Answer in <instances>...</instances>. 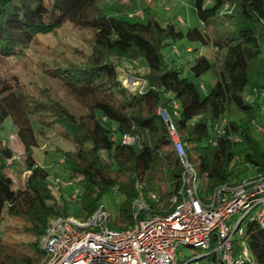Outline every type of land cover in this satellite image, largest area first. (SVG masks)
I'll list each match as a JSON object with an SVG mask.
<instances>
[{
    "label": "trees",
    "instance_id": "16d2710c",
    "mask_svg": "<svg viewBox=\"0 0 264 264\" xmlns=\"http://www.w3.org/2000/svg\"><path fill=\"white\" fill-rule=\"evenodd\" d=\"M193 3L201 26L183 32L172 21L163 26L150 5L143 6V19L130 21L124 7L119 9L124 19L105 15L104 0H0V57L22 58L38 38L55 35L67 25L92 36L86 59H57L45 69L71 93L89 100L86 115L50 97L35 98L17 77L0 73V128L12 118L29 171L24 186L15 188L6 173L14 150L0 142V264H41L45 258L41 240L50 220L70 216L48 182V172L33 158L37 140L30 118L47 127L58 125L73 141L74 149L65 152L64 162L79 189L78 218L89 219L101 197L115 188L126 196L120 215L110 223L115 230L134 224L132 203L140 192L157 196L153 209L168 210L180 188L182 166L160 109L171 117L197 167L200 185L208 192L237 183L241 171L264 176V146L255 135L264 109V0ZM185 37L214 49L213 63L198 49H187L195 53L191 71L197 78L214 68L217 81L206 96L162 51L170 41ZM123 58L146 60L149 69L138 76L144 82L140 90L131 91L121 80L119 69L126 71ZM124 133L136 137V144L116 139ZM239 144L246 147L236 152ZM7 218L23 223L27 243L5 239ZM240 242L247 244L251 255L243 264H264V227L248 222L242 235L236 233L235 256ZM215 247L216 238L204 258L224 264ZM191 262L179 259L177 264Z\"/></svg>",
    "mask_w": 264,
    "mask_h": 264
},
{
    "label": "built area",
    "instance_id": "2783aa9c",
    "mask_svg": "<svg viewBox=\"0 0 264 264\" xmlns=\"http://www.w3.org/2000/svg\"><path fill=\"white\" fill-rule=\"evenodd\" d=\"M159 114L182 166L180 188L172 195L169 209H153L151 202L157 196L140 192L132 203L134 224L125 230L110 226L114 219L103 206L87 220L52 218L41 240L45 252L41 264H177L182 256L180 246L209 253L215 238L214 252L224 264H243L251 258L245 242L235 256L233 239L236 233H244L248 222L264 227V176L224 183L212 192L205 187L201 190L197 167L189 159L180 133L164 110ZM121 142L135 145L136 137L124 133ZM78 195L79 189L73 199Z\"/></svg>",
    "mask_w": 264,
    "mask_h": 264
},
{
    "label": "rangeland",
    "instance_id": "374dc122",
    "mask_svg": "<svg viewBox=\"0 0 264 264\" xmlns=\"http://www.w3.org/2000/svg\"><path fill=\"white\" fill-rule=\"evenodd\" d=\"M104 2L107 5L102 6V9L108 17L124 19L119 10L124 7L127 15L126 19L130 21L141 20L144 18L143 6L150 5L158 13L159 21L163 26L172 21L176 24L177 29L183 32H186L189 28L201 26L193 0H104ZM91 41L92 36L88 31L67 25L55 35L38 38L34 47L22 58L0 57V73H4L7 77H17L24 90L35 98L44 99L47 96L53 100L60 101L78 115H86L90 112L89 100L71 93L61 81L48 76L45 73V69L47 65L57 59L61 62L86 59V56L90 54ZM188 48L198 49L200 54L206 56L213 63L214 49L210 44L191 42L186 37L170 41L162 51L167 61L182 68L183 77L199 85L203 96H206L217 81L214 68L197 78L191 71L195 53L187 51ZM262 48V56L264 58V44ZM121 61V65L126 70L124 72L119 69L121 80L131 91L140 90L144 82L138 76L148 71L149 66L146 60L140 59L137 61L123 58ZM136 73L138 74L136 75ZM248 90L249 88L245 91L246 94ZM262 106H264V98L262 99ZM162 114L160 115L162 116ZM30 123L37 140V146L33 148L34 160L48 172V182L56 196L59 197L60 203L66 205L70 216L78 217L77 199H73L78 187L71 180L69 167L64 162L65 152L74 149L73 141L61 134V129L58 125L47 127L33 118H30ZM259 125H256L255 135L262 141L264 146V109H262ZM116 139L120 141L121 135L117 134ZM0 142L7 143L14 150V157L7 161L6 173L13 178V186L15 188H22L29 171L26 165L25 148L17 135L11 117L7 118L0 128ZM245 147V144H239L235 151L244 150ZM252 177V170L247 173L241 171L238 182ZM202 189L203 187L201 186ZM125 201L126 196L115 188L101 197L99 205L105 207L112 219H116L120 215L122 204ZM245 224L246 221L243 226ZM5 227L6 233L4 237L6 240L17 243H27L30 240L27 235L22 233L23 223L20 220L7 218ZM2 232L1 228L0 235L3 234ZM16 233H20L21 236H12V234ZM179 252H182V256L179 259L186 262L193 261L191 264H216L215 262H210L206 257L204 258L208 254L206 250L180 246ZM197 258L198 260L194 261Z\"/></svg>",
    "mask_w": 264,
    "mask_h": 264
}]
</instances>
